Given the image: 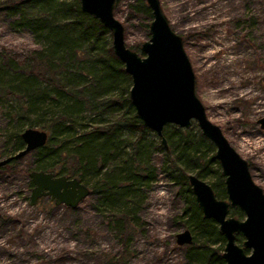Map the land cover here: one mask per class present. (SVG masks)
I'll list each match as a JSON object with an SVG mask.
<instances>
[{"label": "rangeland", "instance_id": "374dc122", "mask_svg": "<svg viewBox=\"0 0 264 264\" xmlns=\"http://www.w3.org/2000/svg\"><path fill=\"white\" fill-rule=\"evenodd\" d=\"M136 2L119 0L113 15L123 26L124 44L139 52L148 32L145 16L132 8ZM159 3L169 26L181 37L194 74V92L208 120L248 162L253 182L264 193V129L255 124L264 116V0ZM37 46L34 34L13 29L0 7V51L20 59ZM11 107H17L14 100L0 98V159L10 150L13 122L6 114ZM151 159L156 174L139 189L138 202L114 207L101 205L91 195L74 208L54 205L48 197L29 205L27 169L32 154L4 166L0 264H196L185 259L184 245L175 243L174 235L183 229L175 223L183 207L177 184L168 177L162 154L153 153ZM203 180L223 185L211 177ZM125 208L134 224L120 234L109 220ZM242 240L240 235L236 242L240 245Z\"/></svg>", "mask_w": 264, "mask_h": 264}, {"label": "trees", "instance_id": "16d2710c", "mask_svg": "<svg viewBox=\"0 0 264 264\" xmlns=\"http://www.w3.org/2000/svg\"><path fill=\"white\" fill-rule=\"evenodd\" d=\"M0 7L13 29L29 31L38 42L20 59L0 51V98L17 103L6 114L13 122L6 156L23 147L22 127L37 126L46 131L47 139L24 154L33 156L27 172L76 177L98 203L114 207L138 202L139 189L156 174L152 155L162 154L165 171L183 201L175 223L192 234V242L183 247L185 259L225 264L220 246L224 237L216 222L201 214L186 178L191 171L202 180L211 177L223 184L214 147L195 123L186 129L165 124L166 147L155 133L147 137L151 130L134 113L128 97L130 77L112 52L109 31L82 12L78 0H0ZM132 8L145 16L148 32L151 15L145 1L137 0ZM28 186L32 187L29 179ZM210 186L217 198L225 197L223 185ZM126 209L109 220L120 234L134 224ZM228 214L242 218L237 207L229 208ZM234 239L240 241V234Z\"/></svg>", "mask_w": 264, "mask_h": 264}, {"label": "water", "instance_id": "95a60500", "mask_svg": "<svg viewBox=\"0 0 264 264\" xmlns=\"http://www.w3.org/2000/svg\"><path fill=\"white\" fill-rule=\"evenodd\" d=\"M114 1L78 0V3L82 12L96 18L109 31L112 52L130 77L128 97L136 117L155 133L164 147L165 124L186 129L192 121L195 123L214 147L225 198H217L211 186L194 174L189 173L186 178L201 214L213 219L224 237L221 257L225 264H264V193L253 182L246 160L229 144L220 128L208 120L194 92V74L181 37L169 26L159 0H144L151 15L148 38L140 43L139 52L130 49L124 44L123 26L113 15ZM259 121L264 128V116ZM19 136L23 147L0 159V165L42 146L47 139L46 131L35 127L22 129ZM28 178L32 184L29 205L48 197L54 205L74 208L90 192L76 177L52 171L30 170ZM232 207L242 212V218L228 215ZM235 233L243 237L240 245L235 242ZM174 238L177 245L192 242L188 229L177 232Z\"/></svg>", "mask_w": 264, "mask_h": 264}, {"label": "flooded vegetation", "instance_id": "af4514ba", "mask_svg": "<svg viewBox=\"0 0 264 264\" xmlns=\"http://www.w3.org/2000/svg\"><path fill=\"white\" fill-rule=\"evenodd\" d=\"M259 119H260V117L259 118H257L256 120H255V124L258 126V128L259 129H264L263 127H261V122L259 121ZM247 162V161H246ZM247 165H248V170H249V164H248V162H247ZM0 166H2V165H0ZM52 201V200H51ZM236 234V233H235ZM236 242V241H235ZM237 243V242H236Z\"/></svg>", "mask_w": 264, "mask_h": 264}]
</instances>
